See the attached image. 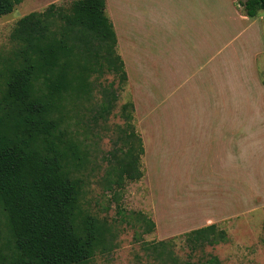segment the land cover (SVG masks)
<instances>
[{
    "label": "rangeland",
    "instance_id": "rangeland-1",
    "mask_svg": "<svg viewBox=\"0 0 264 264\" xmlns=\"http://www.w3.org/2000/svg\"><path fill=\"white\" fill-rule=\"evenodd\" d=\"M75 1L22 0L9 14L1 16L0 68L1 62L16 50L10 35L18 20L30 13H42L50 4L66 11ZM244 1L233 0V4L231 0L211 1L212 32L210 46L207 42L205 46L202 39L190 34L188 5L180 3L178 10L164 0L167 11L178 12L180 30L174 24L158 36V44L155 43L156 37L148 34L154 48L150 47L145 56L149 61L146 68L137 70V55L131 59L132 70L129 72L134 85L128 80L119 83L111 73L91 78V105L100 103L105 94L102 92L112 91L117 100L104 122L100 120L96 125L90 118L94 113L90 109L91 114L89 110L79 112L83 113L84 122L74 128L88 159L80 172L84 181L80 207L105 229L101 247L98 246L93 257L83 264H173L151 250V245L160 241L169 243L167 247L175 256L176 264H201L209 256L216 257L219 264H264L263 150L260 151L259 164L245 158L243 166L238 165L236 170V165L225 166V148L220 140L211 146L198 144L189 161L188 152L184 153L187 144H184V150L179 149L178 154L184 158L181 159L176 156L178 145L173 146L170 134L173 127L189 125V117L196 124L197 118L190 116L196 109L205 108L209 112V105L213 103L211 88L212 92L217 88L219 107L220 84L225 88V55L253 36L256 27L263 28L264 33V14L255 20L248 19L247 23L240 21L238 15L242 8L239 3ZM182 23L186 24L185 29ZM237 50L240 55L246 54L239 48ZM116 53L121 58L117 47ZM155 63L159 66V79H155ZM259 63H264V47ZM257 73L264 85V66L259 67ZM231 79L228 72L227 83ZM131 89L137 104H142V111L152 112L148 125L153 137L145 135L141 142L146 153L143 151L139 161L142 177L136 181H119L117 167L120 161L127 159L129 146L137 148V136L142 141L141 129L147 123L146 117L136 113L134 106L133 121L128 122L121 116L120 107L129 102L133 104ZM242 93L246 97L252 92L242 90ZM162 95L164 100L156 116ZM169 96L172 99L166 100ZM156 123L163 124L158 125L162 128L159 132L155 131ZM180 131L175 130L178 136L187 138V131L179 134ZM161 140L165 142V149L169 148L171 152L173 148L174 153L157 161L151 145L159 144ZM2 219L0 212V238L5 237ZM211 224L223 229L228 241L213 248L199 249L194 254L188 253L183 235Z\"/></svg>",
    "mask_w": 264,
    "mask_h": 264
},
{
    "label": "trees",
    "instance_id": "trees-1",
    "mask_svg": "<svg viewBox=\"0 0 264 264\" xmlns=\"http://www.w3.org/2000/svg\"><path fill=\"white\" fill-rule=\"evenodd\" d=\"M21 1L0 0V17ZM239 5L247 18L264 14V0ZM10 38L16 50L0 68V264H83L101 247L105 229L80 207V172L88 159L74 128L84 122L79 112L90 109L96 125L104 122L117 100L112 91L102 92L100 103L91 105L92 77L111 73L119 83L127 80L105 0H77L66 11L50 4L18 20ZM120 113L133 121V104H123ZM137 142L117 167L119 181L142 177L138 136ZM183 238L190 254L228 241L216 224ZM168 244L157 242L151 250L176 264ZM201 264L219 261L209 256Z\"/></svg>",
    "mask_w": 264,
    "mask_h": 264
},
{
    "label": "crops",
    "instance_id": "crops-1",
    "mask_svg": "<svg viewBox=\"0 0 264 264\" xmlns=\"http://www.w3.org/2000/svg\"><path fill=\"white\" fill-rule=\"evenodd\" d=\"M165 1L170 2L171 6L178 10L180 3L187 4V9L190 12V26L188 25L190 34L193 38L198 36L200 40L202 39L205 46L206 42L210 46L212 32V0ZM231 1L233 4V0ZM163 2L164 0H105V13L112 24L116 37V47L122 58L126 78L131 85H134L130 73L132 70V57L137 55V70L146 68L149 62L145 56L149 54L148 49L153 46L152 39L148 34L150 33L151 36H155V43L158 44V36L174 24L177 25L180 30L178 12L167 11ZM236 9L239 11V8L236 7ZM238 17L240 21L246 23L249 22V20L258 18H247L240 11ZM185 26L186 24L182 23L184 29L186 28ZM256 47H258L257 50H254L253 48ZM263 47V28L256 27L253 36H250L247 40L234 46L233 51L229 55H225V88L220 84L219 107L217 105V88L214 89L213 92L211 88L210 99L213 103L209 105V112H207L205 108H198L190 114L191 117L194 115L197 118L196 124H194L189 117V125L184 123L186 126H182L181 124L170 130L173 146L178 145L176 146L178 149V151L175 152L176 156L184 159L178 153L179 149L184 150V144L186 143L187 150H185L184 153L188 152L187 159L191 161L190 157L193 156L194 148L197 147L198 144L199 146H211L220 140L225 148L223 154L225 166H228V164L236 165L235 167L237 170L238 165H241V167L243 166L245 158L250 159L252 162L257 161L258 164L260 163V151L263 150L264 152V94H261L264 93V85L261 84V77L258 75L257 71H259V67L264 66V63H259V56H261ZM237 48L243 50L246 54L242 53V55H240L241 52H239ZM208 60L209 64H211L212 56L209 57ZM155 68V79H159V66H157V63H155ZM228 72L232 75V79L227 83ZM209 76L210 87H212L213 73H211V67L209 69ZM157 87L158 84H156V88ZM242 90H248L252 93L247 94L245 97ZM131 92L135 112L146 117L147 123L145 127L141 129V142H143V138H146L145 135L148 138L153 137V133L150 132L152 128L149 130L150 126L148 125V119L152 112L142 111V104H137L134 99L133 89H131ZM172 93L170 92L169 94ZM224 94L225 96L222 99V95ZM164 97H166V94ZM161 98L162 102L159 105L157 103L158 106L156 105V116L159 115V111L162 107L164 100L163 95ZM170 99H172V96H169L166 100ZM261 99H263V101ZM262 102L263 104H261ZM172 104H174V102ZM158 122L162 123V121ZM161 123L155 124L156 132L161 131L162 128L158 127ZM177 129L181 130L179 134H182L183 131H187V138L178 136L177 132H175ZM142 145L145 153V146L144 144ZM164 145V140H161L159 144L151 145L154 150L153 152L156 154L157 161H163L166 159L165 156H173L174 149L172 148L171 152H169V148L165 149Z\"/></svg>",
    "mask_w": 264,
    "mask_h": 264
}]
</instances>
